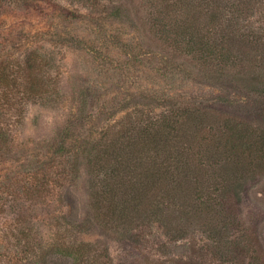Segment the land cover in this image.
Masks as SVG:
<instances>
[{
    "label": "trees",
    "instance_id": "1",
    "mask_svg": "<svg viewBox=\"0 0 264 264\" xmlns=\"http://www.w3.org/2000/svg\"><path fill=\"white\" fill-rule=\"evenodd\" d=\"M56 49L83 57L73 111L5 175L28 108L59 103ZM83 177L84 215L45 240ZM263 181L264 0H0V264H262Z\"/></svg>",
    "mask_w": 264,
    "mask_h": 264
},
{
    "label": "rangeland",
    "instance_id": "2",
    "mask_svg": "<svg viewBox=\"0 0 264 264\" xmlns=\"http://www.w3.org/2000/svg\"><path fill=\"white\" fill-rule=\"evenodd\" d=\"M7 24L4 27L7 28ZM74 27L79 28V24ZM26 43L23 45L25 48ZM56 49V60L60 62L57 66L58 80H60L59 87L62 94L59 103L54 107H43L39 105H32L28 108L27 113L20 125H18L16 132L17 147L16 152L20 156L19 159L13 162L8 161L3 165L2 173L5 175L23 176L25 166L22 162L25 158H33V155H42L45 151L48 141L55 135L56 131L61 127L65 119L73 111L71 99L72 84L70 75L72 68L78 71L81 68V61L83 57L73 51ZM64 56V58H62ZM216 92V91H214ZM245 95V94H244ZM21 174V175H20ZM23 174V175H22ZM68 189V190H66ZM67 191V202L62 201L60 191L55 192L54 195L49 196L50 206L45 208L44 214L36 219L38 222V230L42 238H49L57 232H60L61 225H65L64 217L70 214H79L80 218L84 215L87 208L88 194L85 188L84 177L79 180L76 185L66 186L62 189ZM71 203V204H70ZM70 204V205H69ZM244 215L247 219L248 226H257L264 231V181L261 182L249 195L246 204L244 205ZM35 220V221H36ZM53 236V237H54ZM85 240L98 239L94 237H83ZM114 241H109V245L113 246V254H119L114 251L117 245ZM259 254L254 253L253 259L249 260L250 264H259ZM264 258H262V264Z\"/></svg>",
    "mask_w": 264,
    "mask_h": 264
}]
</instances>
